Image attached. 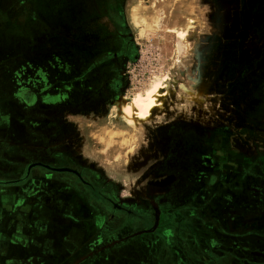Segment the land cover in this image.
I'll return each mask as SVG.
<instances>
[{
	"label": "rangeland",
	"instance_id": "obj_1",
	"mask_svg": "<svg viewBox=\"0 0 264 264\" xmlns=\"http://www.w3.org/2000/svg\"><path fill=\"white\" fill-rule=\"evenodd\" d=\"M73 2L28 0L21 11L3 13L4 57L19 54L14 45L22 39L33 50L34 17L75 24L79 10ZM124 5L137 49L119 65V98L130 102L160 79L164 105L132 126L111 111L119 98L89 104L76 92L51 110L72 134L54 137L70 140L73 145L66 146L98 169L124 203L174 211L175 226L167 232L168 242L157 241L153 264L264 262L258 246L264 240L248 241L252 251L242 246L244 235L262 232L258 223L264 221L245 229L244 220L232 222L236 207L228 205L247 204L252 197L245 192L264 185V0H125ZM82 31L83 25L76 26L75 36ZM46 64L33 65L42 79ZM237 173L241 177L227 181ZM232 185L241 192L234 193ZM206 205L211 210L202 213ZM256 205L264 209L263 203ZM210 244L214 251L203 247Z\"/></svg>",
	"mask_w": 264,
	"mask_h": 264
},
{
	"label": "flooded vegetation",
	"instance_id": "obj_2",
	"mask_svg": "<svg viewBox=\"0 0 264 264\" xmlns=\"http://www.w3.org/2000/svg\"><path fill=\"white\" fill-rule=\"evenodd\" d=\"M20 1L23 5L28 2ZM124 1L73 2L79 10L77 22L73 24L75 28L83 25L87 46L82 72L84 84L79 88L72 87V90L83 93L82 101L87 100L89 104L99 103L100 99L110 95L114 101L120 97L123 71L119 65L137 49L125 16ZM101 23L104 29L100 27L98 34L96 28ZM114 60L116 62H112ZM54 122L60 131L54 136H70L60 130L64 125L62 122L50 121ZM47 136L50 137L49 143ZM54 136H39L41 149H21L19 159L26 161L19 166V173L0 178V186L7 188L5 198H8L3 202L7 215L0 217V226L3 222L5 227L0 229V264H153L156 256L153 249L159 245L157 241L168 242L167 232L175 226L171 219L174 211L156 208L140 210L124 203L115 187L109 185L98 169L86 164L73 152L72 146H66L68 143ZM232 166L237 169L238 165L232 163ZM239 175L242 174L237 173L227 181L233 183L235 178L241 177ZM243 185L245 190V183ZM231 187L234 193L241 192V186ZM254 190L249 193L244 191L247 198L252 197L245 205L255 206L257 202L264 205V185H258ZM231 203L236 209L243 206H236L233 201L228 205ZM210 210L211 207L206 205L201 212ZM255 210L264 212L261 208ZM35 218L46 225L38 226ZM261 224L258 227L262 228L258 231L264 233V223ZM76 227L82 228L85 233L82 234ZM26 228L33 240L28 245L14 241ZM245 229L251 231L252 227ZM209 233L213 235L211 230ZM220 234L226 236L228 233ZM218 239L217 244L220 245L222 242ZM242 246L249 250L254 248L248 241L242 242ZM203 247L212 251L216 248L212 244ZM211 256L214 257L212 252ZM47 257H54L55 262L46 261ZM261 261H264V255Z\"/></svg>",
	"mask_w": 264,
	"mask_h": 264
},
{
	"label": "crops",
	"instance_id": "obj_3",
	"mask_svg": "<svg viewBox=\"0 0 264 264\" xmlns=\"http://www.w3.org/2000/svg\"><path fill=\"white\" fill-rule=\"evenodd\" d=\"M18 1L0 0V19L3 13L8 14L16 9L21 11L20 8L24 5ZM31 23L33 24L32 39L35 40L31 44L32 51L26 49L24 39L14 45L20 52L11 59L5 58L2 54V50L6 47L0 49V64H2L0 66V178L19 173V166L26 161L23 158L19 159L18 153H21V149L29 147L41 149L42 141L39 136H54L60 133L58 124L50 123L51 120H57V115L52 114L51 110L57 103L69 102L70 94H75L72 87L79 88L84 84L82 72L86 63L85 47L87 45L83 35L75 36L74 24L68 20L36 17L31 19ZM43 62L48 63L45 68L47 70L45 79H42L39 69L33 66L34 64L42 65ZM62 126L61 131L71 134L70 127L65 124ZM65 143L73 145L70 140ZM15 160L19 162H14ZM6 193L7 188L0 186L1 218L7 215L3 205V202L8 200L5 198ZM252 207L253 204L237 207L231 213L232 222L239 218L245 221V226L252 227L255 222L258 223V220L264 221V212H256ZM35 224L46 225L38 218H35ZM0 229H5L3 222ZM75 229L82 234L85 233L80 227ZM229 229L233 231L234 225ZM254 238L264 240V233L251 232L244 235L245 241L250 242ZM31 240L33 236L26 228L14 241L28 245ZM258 246L264 249V245ZM46 261L55 262L54 257H47Z\"/></svg>",
	"mask_w": 264,
	"mask_h": 264
},
{
	"label": "bare ground",
	"instance_id": "obj_4",
	"mask_svg": "<svg viewBox=\"0 0 264 264\" xmlns=\"http://www.w3.org/2000/svg\"><path fill=\"white\" fill-rule=\"evenodd\" d=\"M134 11L136 13L135 9ZM162 87L163 85L160 83V79H158L154 81L144 93H138L130 102H126L122 98H119L113 104L111 111L119 115L121 119L132 126L137 125L138 123L146 122L151 119L153 111L162 106L164 102V98L167 93L162 90ZM101 133L108 134L110 131L104 129Z\"/></svg>",
	"mask_w": 264,
	"mask_h": 264
}]
</instances>
